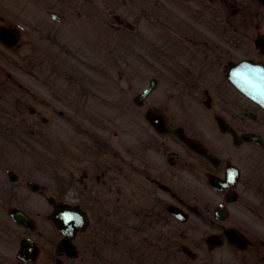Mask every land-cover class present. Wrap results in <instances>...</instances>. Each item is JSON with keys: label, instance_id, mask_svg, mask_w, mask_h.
<instances>
[{"label": "flooded vegetation", "instance_id": "flooded-vegetation-1", "mask_svg": "<svg viewBox=\"0 0 264 264\" xmlns=\"http://www.w3.org/2000/svg\"><path fill=\"white\" fill-rule=\"evenodd\" d=\"M60 3V24L67 26L68 5L80 7L78 17H71L78 22L75 34L80 42L93 37L94 29L89 28L100 21L114 29L119 39L126 38L123 33L141 32L144 52L155 50L158 83L171 75L174 90L157 100L145 99L143 109L136 112L140 119L131 120L123 108L118 122L110 119L101 127L99 108L106 103L100 101L97 84H84L96 82L94 78H68L60 70L55 78H37L28 94L36 108L34 119L24 129L46 133L49 128L41 123L60 117L62 133L75 136L62 142L56 165L50 158L27 168L11 161L0 164V264H156L163 241L171 247L180 244V221L171 206L211 217L218 206L212 210L211 182L217 178L224 183L232 164L239 168L237 185L215 192L224 200L237 197L236 202L242 200L264 219V187L257 188L253 204L248 194L250 181L259 174L262 147L253 142L236 144L232 134L218 125L221 118L239 134L263 132L264 110L227 75L244 59L264 62L262 0ZM99 5L105 6L106 14L94 13ZM132 20L144 21L142 30ZM61 32L67 31H53L54 36ZM100 37L103 48L113 52L111 34ZM87 65L98 68L94 60ZM155 106L169 113L171 129H182L203 142L216 163L174 133L162 134L147 125L142 117ZM112 122L121 130H114ZM29 146L32 159H37L35 143ZM69 211L80 216L75 230L67 226ZM210 221L219 231L228 227L227 219L214 216Z\"/></svg>", "mask_w": 264, "mask_h": 264}, {"label": "rangeland", "instance_id": "rangeland-1", "mask_svg": "<svg viewBox=\"0 0 264 264\" xmlns=\"http://www.w3.org/2000/svg\"><path fill=\"white\" fill-rule=\"evenodd\" d=\"M42 1L43 0H14V2L9 3L7 5H3L1 4L2 7L6 6V8H9V5L11 4H25L28 9L29 12L31 14V16L29 15L28 12H25V16L24 14L21 16L25 18V20H20L17 19L9 14H12L13 11H8V12H1L0 14H5L6 18H8V21L5 22V24H10V25H15L20 27L26 35H24V41H23V46L21 49H18V51H13V50H7L6 48L2 47L1 43H0V83L1 82H8L9 76L8 73H12V77L17 78L18 81L20 83H28L29 78H31V73L34 71L33 65L32 63H35V60L33 59V52H32V48L34 45L33 42V38L32 36L35 35L36 37H40V34L38 33V31L36 30V24L37 21L33 22V19H37L36 17L34 18L35 15H42L43 14V8H42ZM51 3L55 4V0H53ZM50 3V4H51ZM56 6L58 7V3H56ZM20 12V11H19ZM45 12L48 13V7H45ZM8 13V14H7ZM21 13V12H20ZM76 13V12H74ZM26 14H28V16H26ZM33 16V17H32ZM0 24H3V22L0 21ZM55 24V23H54ZM99 33V32H97ZM100 34V33H99ZM43 40L44 37L42 39V41L39 43L37 42V44L41 45L43 44ZM78 44H76L74 47H77ZM84 54V53H83ZM82 55V54H81ZM123 54H117V64L118 65H122L124 63L128 62V67L132 68V71L134 69V65H131V56H122ZM135 55V54H134ZM133 55V56H134ZM84 56H86L84 54ZM101 59V57H100ZM127 59V61H126ZM93 72V71H91ZM94 73V72H93ZM112 74V78H119V71L117 69H115L114 71L110 72ZM97 76V74H96ZM143 83L140 86H133L132 88H126L128 87L127 84L124 85H119V87L121 89H125L128 90L131 94L130 96H134V94H136L138 91H140V89H142L143 87H145L144 81L141 82ZM7 89H6V93L3 94V96L0 98L2 100V103L0 102V110H2L4 117L6 111H10V112H14L15 110V104H14V99H13V91H9V93H7ZM114 100H118V98L115 96ZM27 102V101H25ZM115 102V101H114ZM2 104H7L8 107L7 108H3ZM26 109V114H28V108ZM17 119V118H16ZM16 119H12V120H16ZM11 119L9 118H1L0 120V126L1 127H5L8 123L12 122ZM18 120V119H17ZM20 136V134H19ZM27 135H23L24 138H26ZM43 134H40V137H37V141L43 142L44 138H43ZM1 141V140H0ZM247 178L245 179L244 183H246ZM243 186V185H242ZM256 190L255 187L253 186L252 188V193L253 191ZM251 199H253V196L251 195ZM245 220L248 219H252L255 218L254 214L248 210L247 211V215L244 216ZM191 224V223H190ZM186 228H185V227ZM181 228H185V231H187L189 233V237L191 241L197 242L199 238H201L206 231V227L203 224H197V223H193L190 225V227L188 228V225H184ZM188 228V230H187ZM231 245H227L225 248H223L222 250H218L215 251L213 253H209L207 252V250L204 247V244L202 245H196L197 248L200 249L201 252L200 255V259L195 261H191L188 260L189 263L191 264H204V263H210V264H256L255 260L251 258V256H253L254 251L253 248L250 249H238V248H233L230 247ZM183 262L186 264L187 262L185 260H183Z\"/></svg>", "mask_w": 264, "mask_h": 264}]
</instances>
